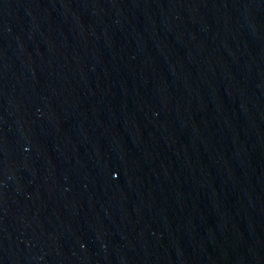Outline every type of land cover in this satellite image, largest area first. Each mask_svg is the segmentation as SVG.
I'll return each instance as SVG.
<instances>
[{
    "label": "water",
    "instance_id": "obj_1",
    "mask_svg": "<svg viewBox=\"0 0 264 264\" xmlns=\"http://www.w3.org/2000/svg\"><path fill=\"white\" fill-rule=\"evenodd\" d=\"M0 264H264V0H0Z\"/></svg>",
    "mask_w": 264,
    "mask_h": 264
}]
</instances>
